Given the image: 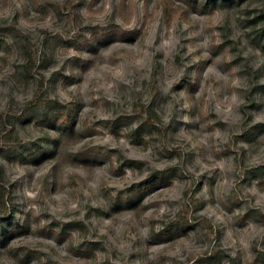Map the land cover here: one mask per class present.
<instances>
[{
    "label": "rangeland",
    "instance_id": "374dc122",
    "mask_svg": "<svg viewBox=\"0 0 264 264\" xmlns=\"http://www.w3.org/2000/svg\"><path fill=\"white\" fill-rule=\"evenodd\" d=\"M0 185V264H264V0H0Z\"/></svg>",
    "mask_w": 264,
    "mask_h": 264
},
{
    "label": "trees",
    "instance_id": "16d2710c",
    "mask_svg": "<svg viewBox=\"0 0 264 264\" xmlns=\"http://www.w3.org/2000/svg\"><path fill=\"white\" fill-rule=\"evenodd\" d=\"M25 68L26 69H28L29 67H28V62H26L25 63ZM32 103L30 104V105H28L29 107L27 108V110L26 111H29L32 107H37V106H41L42 105V103L41 102H35V101H31ZM61 117H63L62 115H61ZM68 116L66 115V117H64V119H68L67 118ZM65 121V120H64ZM66 122H68L67 120H66ZM147 124H151V123H149V122H147ZM3 196H4V193H3V188H2V186L0 185V203H4L3 201H2V199H3ZM186 227V226H188V224H187V222L185 221V220H181V221H179L178 223H177V225H176V227ZM0 237H4V235H3V233L1 232L0 233ZM5 238V237H4Z\"/></svg>",
    "mask_w": 264,
    "mask_h": 264
}]
</instances>
